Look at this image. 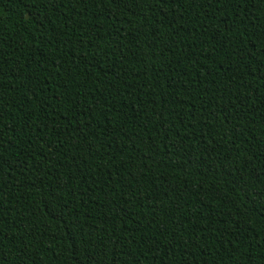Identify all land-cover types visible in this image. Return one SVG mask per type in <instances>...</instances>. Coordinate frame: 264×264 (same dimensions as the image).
Returning <instances> with one entry per match:
<instances>
[{
	"label": "trees",
	"instance_id": "16d2710c",
	"mask_svg": "<svg viewBox=\"0 0 264 264\" xmlns=\"http://www.w3.org/2000/svg\"><path fill=\"white\" fill-rule=\"evenodd\" d=\"M0 264H264V0H0Z\"/></svg>",
	"mask_w": 264,
	"mask_h": 264
},
{
	"label": "snow or ice",
	"instance_id": "6c2138e0",
	"mask_svg": "<svg viewBox=\"0 0 264 264\" xmlns=\"http://www.w3.org/2000/svg\"><path fill=\"white\" fill-rule=\"evenodd\" d=\"M56 0H52V3L55 4ZM63 2V0H61V3ZM201 2L203 3V0H201ZM217 2H220V0H217ZM227 2L231 5H238L240 4L241 0H227Z\"/></svg>",
	"mask_w": 264,
	"mask_h": 264
}]
</instances>
